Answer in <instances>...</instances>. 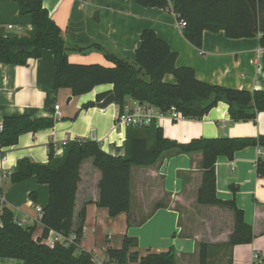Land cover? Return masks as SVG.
Returning a JSON list of instances; mask_svg holds the SVG:
<instances>
[{"label":"crops","instance_id":"1","mask_svg":"<svg viewBox=\"0 0 264 264\" xmlns=\"http://www.w3.org/2000/svg\"><path fill=\"white\" fill-rule=\"evenodd\" d=\"M172 3L168 0L169 6ZM42 7L61 30L71 63L113 67L104 52L133 63L140 34L152 29L176 54L177 67H190L197 79L228 89L264 91V48L260 47L259 36L227 39L223 32H203L202 45L197 48L184 39L174 13L142 8L134 0H42ZM96 11L98 19H94ZM31 29V16L19 12L18 1L0 0L1 38L14 39ZM95 44L102 50H76ZM55 71L53 52L48 49L25 65L0 63V123L5 116L49 118L58 112L50 129L23 134L16 145L0 149V215L3 206L10 209L16 221L34 228V240L44 228L35 208L44 209L49 192L35 178L11 183L8 175L18 159L46 164L50 147L54 157H61L66 142L83 140L97 142L114 157L125 152L126 129L114 122L118 106L97 107L98 93L112 87H96L90 93L73 96L68 88L54 89ZM164 81L175 83L171 75H166ZM134 102L126 97L124 106L131 107ZM56 105L58 111L54 110ZM156 123L164 139L180 145L199 138H257L264 135V110L252 120L234 121L229 117L228 105L218 102L197 120L172 121L165 115ZM160 156L149 167L130 168V226L126 213L111 217L107 208L98 206L101 174L93 166V159L81 164L73 224L74 229L83 228L80 248L99 263L114 264L109 262L107 251L118 250L124 236L137 240L131 251L140 256L172 249L176 264H197L201 243L217 245L228 240L231 212L197 204L203 172L201 153L169 150ZM258 157V148L249 146L237 151L231 161L219 157L215 163L217 197L234 200L254 238L249 245L210 250L209 264H264V178L258 177L255 170ZM0 264L23 263L0 259Z\"/></svg>","mask_w":264,"mask_h":264},{"label":"trees","instance_id":"2","mask_svg":"<svg viewBox=\"0 0 264 264\" xmlns=\"http://www.w3.org/2000/svg\"><path fill=\"white\" fill-rule=\"evenodd\" d=\"M19 12L31 16V30L14 39L0 37V63L25 65L28 59L39 58L44 50H51L55 62L54 89L68 88L73 96L90 93L101 85H110V91L98 93L96 102L114 95V104L123 109L126 97L140 104H150L162 113L174 107L185 119L202 118L218 102L228 105L229 117L234 121L255 118L264 110V91L237 90L207 84L195 77L190 67H177V57L168 44L160 40L152 29L140 34V45L135 50V61L129 63L114 55L103 53L113 64L106 67L97 64H74L68 60V47L64 44L61 30L42 7V0H16ZM142 8L166 9L174 13L176 20L186 25L182 35L192 46L202 45L203 32H223L228 39H244L259 36L260 47L264 48V0H134ZM94 48L99 44L78 52ZM171 75L175 83L164 81ZM54 117L33 118L27 115L5 116L0 131V149L16 145L18 138L27 133L53 127ZM151 134V137H150ZM123 156H111L95 141H69L61 157H54L48 150L46 164L20 158L9 173L12 184L35 178L48 187L49 198L42 209L40 222L42 235L33 239L34 228L17 226L14 214L5 206L0 215V259H11L23 264H95L94 257L80 248L83 228L74 229L73 212L80 181L79 169L86 159H93V166L100 172L98 206L108 209L109 215L127 214L128 225H132L130 212V168L133 165L149 167L160 155L169 150L179 153L202 155V177L197 192V204L219 206L231 212L232 230L226 242L212 245L201 243L197 264H209L210 250L249 245L254 235L250 225L243 219V212L234 200H220L216 195L215 163L219 157L231 161L237 151L249 146L264 150V135L257 138H199L188 144H178L164 139L156 124L148 127L132 126L126 129ZM257 176L264 178V157L259 156L255 164ZM83 221V214L80 216ZM65 238L74 234L73 242H55L47 246L45 240L50 232ZM118 250L109 249V262L114 264H176L172 249L167 252L148 253L140 256L131 251L137 240L124 236ZM107 264V263H104Z\"/></svg>","mask_w":264,"mask_h":264},{"label":"built area","instance_id":"3","mask_svg":"<svg viewBox=\"0 0 264 264\" xmlns=\"http://www.w3.org/2000/svg\"><path fill=\"white\" fill-rule=\"evenodd\" d=\"M186 24L183 21H178L177 26L183 28ZM10 28V26H9ZM118 106V105H117ZM119 108V106H118ZM58 106H54V110L58 111ZM165 115H168L172 121H179L183 118L181 113H179L174 107L162 113L158 108L153 107L150 104H140L138 102H134L131 107L123 106V109L119 108V111L114 116V122L117 125L124 127L125 129L136 126V127H148L151 124H157L158 120H160ZM58 116V112L55 114ZM54 116V117H55ZM2 130V124L0 123V131ZM66 144V143H65ZM64 144V145H65ZM259 156L264 157V150L258 148ZM37 212L41 215L42 210L38 207L35 208ZM14 223L17 226H24L23 222L16 221L14 219ZM50 236L43 240L44 243L50 248L53 247L55 242L66 243L69 244L74 241L75 235L69 234L66 238L57 232H50ZM95 264H101L95 260Z\"/></svg>","mask_w":264,"mask_h":264},{"label":"water","instance_id":"4","mask_svg":"<svg viewBox=\"0 0 264 264\" xmlns=\"http://www.w3.org/2000/svg\"><path fill=\"white\" fill-rule=\"evenodd\" d=\"M94 19H98V11L95 12ZM111 104H114V95L113 94L109 95L104 100L98 102L97 107L103 109V108H105Z\"/></svg>","mask_w":264,"mask_h":264},{"label":"rangeland","instance_id":"5","mask_svg":"<svg viewBox=\"0 0 264 264\" xmlns=\"http://www.w3.org/2000/svg\"><path fill=\"white\" fill-rule=\"evenodd\" d=\"M102 86L105 87V85H101V86H98V87H102Z\"/></svg>","mask_w":264,"mask_h":264}]
</instances>
